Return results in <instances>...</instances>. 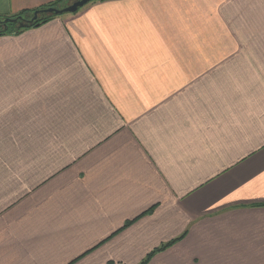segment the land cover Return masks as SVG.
<instances>
[{"label": "crops", "instance_id": "1", "mask_svg": "<svg viewBox=\"0 0 264 264\" xmlns=\"http://www.w3.org/2000/svg\"><path fill=\"white\" fill-rule=\"evenodd\" d=\"M144 260L264 264V0H96L0 36V264Z\"/></svg>", "mask_w": 264, "mask_h": 264}, {"label": "water", "instance_id": "2", "mask_svg": "<svg viewBox=\"0 0 264 264\" xmlns=\"http://www.w3.org/2000/svg\"><path fill=\"white\" fill-rule=\"evenodd\" d=\"M91 1L93 0H72L71 2H67L59 6L42 7L34 11L30 18H23V17L0 18V24L7 27V24L9 22H15L18 23L19 27H28L32 23L40 20L47 14L59 16L63 14L76 13Z\"/></svg>", "mask_w": 264, "mask_h": 264}, {"label": "trees", "instance_id": "3", "mask_svg": "<svg viewBox=\"0 0 264 264\" xmlns=\"http://www.w3.org/2000/svg\"><path fill=\"white\" fill-rule=\"evenodd\" d=\"M71 1L72 0H55V1H52V2L48 3L47 5H44V6L35 8V9H26V10H23V11H21L19 13L13 14L11 16H0V18H15V17L30 18L31 15H32V13L34 11H36L37 9H39V8L48 7V6H59V5H62L64 3L71 2ZM56 17H58V16H54V15L47 14L43 18H41L40 20L32 23L28 27H19L18 23H15V22H9L7 24V27H5L4 25H1L0 24V36L9 35V34L10 35H15V34L22 33L23 31L28 30V29H31V28L40 27V26L48 23L49 21H51L52 19H54ZM164 248L165 247L160 248V249H164ZM152 254H150L148 257H150ZM146 262H147V260H144L141 264H145Z\"/></svg>", "mask_w": 264, "mask_h": 264}, {"label": "rangeland", "instance_id": "4", "mask_svg": "<svg viewBox=\"0 0 264 264\" xmlns=\"http://www.w3.org/2000/svg\"><path fill=\"white\" fill-rule=\"evenodd\" d=\"M93 1H96V0H93ZM93 1H91V2H90V3H88L87 5H89V4H92V3H93ZM87 5H85L84 7H87ZM84 7H82V8H84ZM82 8H81V9H82ZM81 9H80V10H81ZM80 10H79V11H80ZM79 11H78V12H79ZM70 14H76V13H70ZM70 14H63V15H59L58 17H60V16H68V15H70Z\"/></svg>", "mask_w": 264, "mask_h": 264}]
</instances>
